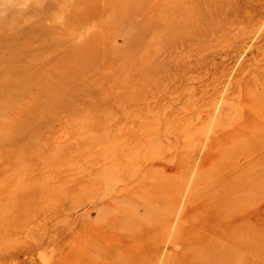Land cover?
Segmentation results:
<instances>
[{"label":"rangeland","instance_id":"1","mask_svg":"<svg viewBox=\"0 0 264 264\" xmlns=\"http://www.w3.org/2000/svg\"><path fill=\"white\" fill-rule=\"evenodd\" d=\"M107 255L264 264V0H0V264Z\"/></svg>","mask_w":264,"mask_h":264},{"label":"bare ground","instance_id":"2","mask_svg":"<svg viewBox=\"0 0 264 264\" xmlns=\"http://www.w3.org/2000/svg\"><path fill=\"white\" fill-rule=\"evenodd\" d=\"M225 249V248H224ZM130 256H132L131 258H133V255L131 254ZM181 257V256H179ZM111 256L107 255L104 258L102 257L100 264H128L127 258L126 257H119L116 261L111 260ZM134 261H137V259H134Z\"/></svg>","mask_w":264,"mask_h":264}]
</instances>
